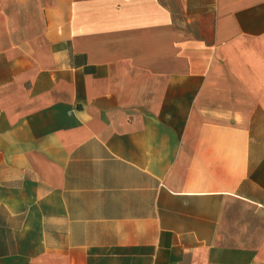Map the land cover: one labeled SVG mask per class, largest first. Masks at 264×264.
Wrapping results in <instances>:
<instances>
[{
    "label": "crops",
    "instance_id": "1",
    "mask_svg": "<svg viewBox=\"0 0 264 264\" xmlns=\"http://www.w3.org/2000/svg\"><path fill=\"white\" fill-rule=\"evenodd\" d=\"M0 264H264V0H0Z\"/></svg>",
    "mask_w": 264,
    "mask_h": 264
}]
</instances>
